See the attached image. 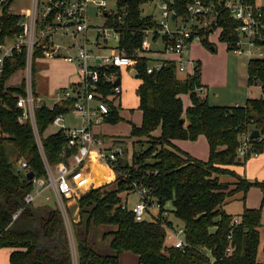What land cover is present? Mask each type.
<instances>
[{"label": "trees", "instance_id": "16d2710c", "mask_svg": "<svg viewBox=\"0 0 264 264\" xmlns=\"http://www.w3.org/2000/svg\"><path fill=\"white\" fill-rule=\"evenodd\" d=\"M11 1L0 2V44L22 31L18 21L23 16L8 11ZM43 1L38 0V5ZM146 1L114 0V11L104 16V25L118 31V48L125 56L136 59L130 67L139 80L135 94L140 119L137 125L130 123L128 136L138 138L135 141L139 147L131 150L128 162L117 157L111 180L89 186L74 198L76 220H70L72 250L55 204L38 206L31 202L23 205L15 216L13 214L33 186L15 161L25 160L34 176L42 177L46 173L44 159L53 165L66 161L73 151L66 146V136L61 129L45 131L56 114L70 110L74 97L62 98L50 106L41 102L34 109L40 151L29 119L18 120L21 107L17 106L16 99L25 94L24 77L9 82L16 71L25 67V47L19 52L13 49L10 56L3 58L0 68V247L11 248L9 264H117V254L122 250L134 253L138 264H264V260L255 258L259 209L242 208L237 213H229L222 207L234 191L244 192L250 184L264 188V180L249 182L229 168L242 164L249 155L238 157L235 153L240 131L256 129L257 136L249 139L251 148L259 152L264 147V59L245 64V83H257L259 96L246 97L236 105L209 104L197 91L201 86L197 64L191 74L179 77L170 60L161 61V67L147 72L148 59L134 55L142 30L159 27L151 15L140 14L139 7ZM198 1L211 5L217 12L220 27L217 39L230 50L236 38L233 32L236 22L228 17L217 0ZM191 2L172 0L169 9L175 18L185 19L186 7ZM208 32L206 28L199 33L198 41L205 47L210 46L206 41ZM157 38L162 51L168 35L153 32L150 44ZM42 50L39 45L32 48V85L34 61L41 57ZM107 71L118 74L116 67H107ZM109 87L107 81H101L97 90L105 97L108 107L103 120L115 122L120 117L117 106L107 97ZM179 93H186L189 99L184 108ZM156 128L158 132L154 135L151 132ZM197 134H202L207 144L203 160L170 142L174 138L194 139ZM220 173L232 175L233 181L220 180ZM131 182L144 187L147 204L155 202V213L149 218L134 219L126 202L120 207L124 200L120 194L134 191ZM163 211L165 214L161 213ZM98 224L112 225L105 233L110 235L109 253L97 252L86 237L88 227ZM163 225L181 226L183 243L180 247L164 242ZM261 250L264 253V242Z\"/></svg>", "mask_w": 264, "mask_h": 264}, {"label": "built area", "instance_id": "2783aa9c", "mask_svg": "<svg viewBox=\"0 0 264 264\" xmlns=\"http://www.w3.org/2000/svg\"><path fill=\"white\" fill-rule=\"evenodd\" d=\"M171 1H159L157 5L158 19H154L159 27L154 30L143 29L139 47L133 53L137 57H142L149 51L150 37L153 32L168 35L169 40L162 45V52L174 56L172 61L177 71L191 74L195 63L186 56L188 45L192 40H199V33L203 29H209L207 36L215 34L216 31L219 32L220 27L217 26L216 21L217 12L211 5H203L198 0H192L186 7L187 17L185 19L175 18L169 9ZM217 2L226 11L228 17L236 22V26L233 27L236 38L231 44L230 51L244 60L241 63L244 67L250 60L264 59V0L262 3H247L245 0H217ZM88 3L94 5L98 10L104 6L103 0H44L39 5L36 2L29 13L18 21L22 31L11 39L12 44L7 49L4 48V43L0 44V68L3 58L10 56L13 49L19 52L22 47H25V94L16 99L17 106L21 107L18 120L29 119L40 151L41 146L33 117L34 109L41 103L33 95L31 79L33 46L39 45L43 49L42 55L39 57L43 60L60 58L65 62L74 63L77 77L75 81L55 92L54 101L58 102L65 97H74L69 111L78 117V125L66 127L61 113L56 114L50 123L64 132L66 146L72 147L73 151L68 154L66 161H58L53 165L48 164L45 159L43 160L45 176L31 178L32 189L23 196V204L13 216L21 210L23 205L33 202L35 197L48 188L52 191L55 205L59 208L62 220H64L65 199L76 197L78 193L89 186L103 184L101 182L108 178L109 171L113 174L114 161L123 152L118 140L110 141L92 131V126L101 122L104 114L108 111L105 97L97 88L101 81H107L110 84V93L107 97L110 96L113 105H115L114 101L119 95L120 86L117 81H114L117 79V74L114 71H107V67H130L136 62V59L125 56L122 49L118 48L120 36L115 28L104 25L105 15H101L102 23L100 25L92 27L88 25L86 18ZM171 14H173L172 19L170 18ZM169 20L172 23L171 28L168 26ZM89 31L92 33V40L86 36ZM63 36H68L71 41L78 37L80 42L66 46L59 42V38ZM69 47L74 48L73 54L67 53ZM159 67H161V61H154L148 63L145 71L149 72ZM252 84L258 86L257 83ZM197 91L202 92V86L197 87ZM249 139L248 132L240 131L238 133L235 146V153L238 157L245 153L256 154L251 148ZM106 140H108L107 144ZM90 164L96 165L91 177L87 174ZM17 167L23 169L24 174L28 170L23 159L17 161ZM96 180L97 182H95ZM131 185L134 188L135 199L130 203V210L134 219H140L147 211L148 206L156 207V204L153 201L148 204L144 201L143 186H137L135 182H131ZM124 202V200L121 201L120 207L124 206ZM161 213L165 214L164 211ZM232 221H235V218ZM163 228L164 239H167L173 247H180L183 243L181 226L163 225Z\"/></svg>", "mask_w": 264, "mask_h": 264}, {"label": "crops", "instance_id": "0c3cea01", "mask_svg": "<svg viewBox=\"0 0 264 264\" xmlns=\"http://www.w3.org/2000/svg\"><path fill=\"white\" fill-rule=\"evenodd\" d=\"M37 1L38 0H12L9 7H8V11L12 14L24 16L25 14L29 13V11L32 9L33 4L36 3ZM262 1L259 0V3H262ZM17 6L20 7L21 9L19 12L15 11V13H14V10H15V8H17ZM214 35L217 39L218 32L216 31V33ZM209 36L210 35H208L206 37V41L207 42L210 41L209 42L211 45L210 50L215 51L216 47H215V45H213L214 43L212 40H210ZM59 42L65 44L66 46L69 45V43L64 42L63 38L62 39L59 38ZM154 42H155V40L152 41L151 43H154ZM221 43L224 46L223 49H226L225 44L223 42H221ZM160 45H161V43H160ZM189 45H188V49L186 52V56L188 58H190L195 64L198 65V70H199L200 69L199 59L197 57H193L194 55H192V54H191L192 57L189 56V54L191 53V52L189 53V48H190ZM160 47L159 48H150L148 52L144 53L143 57L148 59V63H152L154 61H166V60L172 61L174 56L172 54H167V53L162 52ZM67 53L73 54L74 48L73 47L67 48ZM61 55H64V54H61ZM216 57L217 56L209 58L212 61V64H214L216 66V68H215L216 70L213 71L212 74L207 76L201 70L198 71L199 82L203 88V91L200 93V95H204L206 101L207 102H208V100L210 101L209 104H215V105L241 104L243 102L244 98L249 97V96L246 95V96H243V98H242V96H240V98L231 96L229 98V100H226L224 98V96L223 97L219 96V94L217 92H213L211 94V98L209 96H207L208 89L212 83L217 82L220 78H222L224 80L223 72L225 71V67H224L225 63H224V61L221 62L220 60H217ZM48 62H51L52 67H54V68L58 67L57 70H59V74L54 75V80L56 82H52L50 84V86L48 87V90H46V89L42 90L43 92L44 91L46 92V94H42L39 91V87H40L38 85L39 83H37L35 81V79L33 78V80H34L33 91L35 93V96L40 100V102L46 103L45 102L46 98L52 99L50 103H46L47 105L50 106L55 102L54 101L55 92L57 90H59V88L67 86L69 83L75 81L77 77H76V66L74 63L65 62L60 58H54V59L48 60ZM55 63L58 64L59 66H56ZM69 70H70V72H68ZM134 78H135V84L132 87V93L134 95V104H129V105L125 104V106H121L120 105V99H119L121 92H119V95L117 97V113H118L119 117L121 116L120 118H123V117H127L125 115L126 113H129V115H128V117H129L130 115H132L133 111H136L137 112L136 120L131 121V119L129 118L128 121L129 122L131 121V123L137 125L139 122V119H140V112L137 108V96L135 94V88H136L139 80L136 77H134ZM117 82L120 86L119 74H117ZM252 85H254V84H246L245 83L246 93H248V91H249L248 87H250ZM120 90H121V88H120ZM184 95H186V94L185 93H179L178 94L182 108H184L186 105L189 104L188 97L186 98V97H184ZM182 98L184 99L183 102H182ZM124 110H126V112ZM66 114H70V116L73 117V113L70 111L64 113L63 115H66ZM63 115H62V118H63ZM63 121H64V118H63ZM76 123L77 124H67L64 121V124L66 127L77 126L78 120ZM105 123H107V122L101 121L98 124L93 125L92 131L95 134L100 135L101 137L108 139L110 141L114 140V139H120V140L126 139L127 143H128V149H126V148L123 149L124 150V158L122 157L123 153L121 154V157L128 162L130 159L131 150L134 148L133 145L135 143H137L135 140H137L138 138L128 136L129 124L126 125V124L114 122L115 124L105 125ZM106 126L112 127L113 129H115V131L105 130ZM115 126L119 130H117V128ZM157 132H158V129L156 128L151 133L155 135V134H157ZM108 140H106V142H105L106 144H107ZM170 142L173 145H175L177 148L181 149L182 151L186 152L187 154H189L190 156H192L194 158H198V159H202V160L206 158L207 144H206V140L202 134H197L194 139H182V138H180V139L176 140L174 138V139H170ZM252 156H254V158H256L258 155L256 156V154H255ZM15 164L17 165V161L15 162ZM95 166L96 165H94V164H92V165L90 164V166H89L87 174L90 177L93 176L91 173H93ZM245 167H247V169L249 170V173L244 172ZM229 168L232 171L235 170L239 176H241L242 178H244L245 180H247L249 182L264 180V157H262V158L258 157L257 159H254L253 161H249L244 167H243V165L237 164V165H230ZM240 170H241V173H240ZM112 176H113V174L111 173V171H109L108 178L101 183L108 182L112 178ZM219 179L222 181H233V178H232V180H230V178H225V177H220ZM95 185H98V184H95ZM95 185H93V186H95ZM259 188L260 187L259 186L257 187L255 184H250L245 189L244 192H242L240 190L234 191L233 194L222 205L224 210H226L229 213H237L242 208H258L259 209V226H258L259 238H258V244H257L256 252H257V249L259 248V245L261 248V245L264 242V188L263 189L260 188V190H259ZM43 193H44L43 196H38V197H41L38 202H33L34 205H38V206H52V205H54V196H53L52 191L49 190L48 188H46L43 191ZM127 194L128 193H126V194L121 193L120 194L121 198L124 199L125 202H126V195ZM74 198L75 197L65 199V205L72 206V209L70 210V216H71L70 220H72V221L76 220V205H75ZM234 200L238 201V205L233 210L228 209V206ZM49 201H52V203H50ZM91 226H94V225H90L88 227V231L86 234L87 239H88L89 229ZM111 228L112 227L105 226L100 232L102 234V236L108 235L107 238H105V242L107 243V245H108V242L110 239V235L105 234V233H106V231H108ZM260 236H262V238H263L261 242L259 241ZM100 237H101V235H100ZM88 241H89V239H88ZM259 242H260V244H259ZM10 251H11L10 247H7V246L0 247V264H9L8 256H9ZM117 264H138V263H137L136 255L134 253H132L128 250H122L117 254Z\"/></svg>", "mask_w": 264, "mask_h": 264}, {"label": "rangeland", "instance_id": "374dc122", "mask_svg": "<svg viewBox=\"0 0 264 264\" xmlns=\"http://www.w3.org/2000/svg\"><path fill=\"white\" fill-rule=\"evenodd\" d=\"M103 1H104V6L100 10H98V8H96L91 3L87 4V6H86V18H87L88 25L90 27H92L94 25L98 26L102 23L101 11L108 12V13L114 11V0H103ZM253 1L256 3L259 2V0H253ZM260 1H262V0H260ZM158 3H159V0H148V1H146L145 3L140 5V7H139L140 14L141 15H151L153 17V19L157 20L158 19V9H157ZM20 9L21 8L17 6V8H15V10H14V13H15V11L19 12ZM168 26H169V28L172 27V23L170 22V20H169ZM86 36L88 37L89 40H92V33L90 31L86 33ZM62 38H63L64 42H67L69 44H72L74 42L77 43L78 41L80 42L78 37H76L74 41H71L68 38V36H63L60 39H62ZM209 38H210V40L213 41V43H214L213 45H215V47H216L215 51L210 50L211 45L208 47H205L198 40H192L190 42V45H189V47H190L189 53L191 52L189 54V56L192 57V55H194L193 57H197L199 59V62H200V69L199 70H201L207 76L212 74L213 71L216 70L215 69L216 66L214 64H212V61L209 58L217 56L216 57L217 60H220L221 62L224 61V63H225L224 64L225 71L223 72L224 80L222 78H220L217 82L212 83L208 89L207 96H209L211 98V94L213 92H217L219 94V96H221V97L224 96V98L226 100H229V98L231 96L238 97V98H240V96H242V98H243V96H246V95L249 97L259 96L261 94V91L258 88V86L255 84L248 87L249 91H248V93H246V86H245L246 72H245L244 65L243 64L241 65V63H243L244 60L240 57L235 56L230 50L223 49L224 48L223 44L216 39L214 34L210 35ZM11 44H12V40L6 39L4 42V48L7 49ZM150 46H151V48H159L161 46L159 38H157L154 43H151ZM101 51L105 52L104 50H101ZM56 66H59V65L56 64ZM34 68H35L34 79L37 83H39L38 84L40 86L39 91L42 94H46V92L45 91L43 92L42 90H45V89L48 90V87L50 86V84L52 82H56L54 80V75L59 74V70H57L58 67L54 68V67H52L51 62L37 58L34 61ZM70 70L68 72H70ZM175 73H176V76L180 77V76L184 75L185 72L176 71ZM118 74H119V83H120V88H121V90H120L121 93H120V97H119L120 105L125 106V104H127V105L134 104V95L132 93V87L135 84V78H134L135 76H134V72H133L132 67H122V68L119 67L118 68ZM25 75H26L25 68H23L22 70H18L9 78V82H15L21 76L25 77ZM199 93H201V92H199ZM186 95H184V97L187 98ZM51 100L52 99H50V98L49 99L46 98L45 102L50 103ZM183 100L184 99L182 98V102H183ZM209 102L210 101L208 100V103ZM114 103L117 106V99H115ZM116 111H117V109H116ZM124 111L126 112V110H124ZM136 114H137V112L133 111L132 115H130L128 117L129 113H126L125 115L127 117L119 118V120H117L115 122L130 125L132 120L133 121L136 120ZM63 118H64L65 123H67V124H77L76 122L78 120V117H76L74 115H73V117H71L70 114H66V115H63ZM129 118L131 119L130 122L128 121ZM102 121H104V120H102ZM111 124H115V123L114 122H108V121H107V123H105V125H111ZM56 129H57V127L55 125L50 124L47 127L45 132H51V131H54ZM105 130L115 131V129H113L112 127H109V126H106ZM117 130H119V129L117 128ZM175 139L178 140L180 138H175ZM114 140H118V143L120 144V146L123 149L124 148L128 149V143H127L126 139H121V140L120 139H114ZM133 147L137 148V147H139V145L137 143H135L133 145ZM261 150L262 151L256 152V156L258 155L256 158H254V156H252V155H248L247 158L244 159V162H242V164H240V165H243V167H244L249 161H253L254 159H257L258 157H260V158L264 157V147ZM122 153H123L122 157L124 158V150ZM245 170H244V172L249 173V170L247 169V167H245ZM233 172L235 174H238L235 170ZM240 173H241V170H240ZM91 174L93 175V173H91ZM218 177L219 178L220 177L230 178V180H232V175H230L228 173H220L218 175ZM259 190H260V188H259ZM43 194L44 193L40 194L39 196H43ZM37 197H35L33 199V202H38L39 199L41 198V197H38V198ZM134 198H135V194L133 192H128V194L126 195V205L130 206V203L133 201ZM52 201H49V202L52 203ZM54 204H55V201H54ZM237 205H238V201L234 200L228 206V209L233 210ZM71 209H72V206L66 205L65 216H63V219H64L63 221H64V226L66 228V232H67V235L69 238L68 240L70 243V247L72 250V237H71V233H70V229H71L70 228V219H71L70 210ZM151 213H153V214L155 213V207L148 206L147 211H145V213L142 216H144L145 218H149V215ZM105 226L111 227L112 225H107V224L94 225V226L90 227L89 233H88V239H89L91 245L93 246V248L97 252H100V253H109L111 251L110 248L108 247L107 243L105 242V238H107L108 235L102 236V234L100 233L101 230ZM100 235L102 238L100 237ZM262 239H263L262 236H260L259 241L261 242ZM164 242L168 243L169 241L167 239H164ZM260 242H259V244H260ZM255 258L257 261H263L264 260V253L261 250L260 245H259V248L257 249Z\"/></svg>", "mask_w": 264, "mask_h": 264}, {"label": "water", "instance_id": "95a60500", "mask_svg": "<svg viewBox=\"0 0 264 264\" xmlns=\"http://www.w3.org/2000/svg\"><path fill=\"white\" fill-rule=\"evenodd\" d=\"M101 15L104 16V15H105V12L102 11ZM170 18H171V19L173 18V14H171ZM114 81H117V79H115ZM179 122H180V120H179ZM257 133H258L257 130L253 128V129H251V130L248 132V137H249V138H254V137L257 136ZM33 176H34V173H33V171H32L31 169H28V170L25 172V177H26V178L31 179Z\"/></svg>", "mask_w": 264, "mask_h": 264}, {"label": "bare ground", "instance_id": "6f19581e", "mask_svg": "<svg viewBox=\"0 0 264 264\" xmlns=\"http://www.w3.org/2000/svg\"><path fill=\"white\" fill-rule=\"evenodd\" d=\"M101 172H102V171H101ZM95 182H97V180H96Z\"/></svg>", "mask_w": 264, "mask_h": 264}]
</instances>
